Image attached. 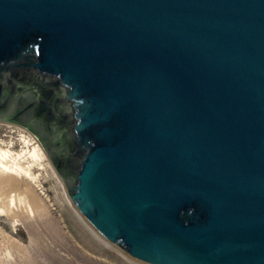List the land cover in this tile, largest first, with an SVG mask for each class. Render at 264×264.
<instances>
[{"label": "water", "instance_id": "1", "mask_svg": "<svg viewBox=\"0 0 264 264\" xmlns=\"http://www.w3.org/2000/svg\"><path fill=\"white\" fill-rule=\"evenodd\" d=\"M0 123L145 264H264V0H0Z\"/></svg>", "mask_w": 264, "mask_h": 264}, {"label": "rangeland", "instance_id": "2", "mask_svg": "<svg viewBox=\"0 0 264 264\" xmlns=\"http://www.w3.org/2000/svg\"><path fill=\"white\" fill-rule=\"evenodd\" d=\"M17 128L24 130L0 123V145L13 137L12 149L21 150ZM27 159L23 165L30 164L36 180L14 173L0 175V264H145L108 243L90 227L67 198L48 160L39 167ZM25 195L42 203L34 216L27 214L21 201Z\"/></svg>", "mask_w": 264, "mask_h": 264}, {"label": "bare ground", "instance_id": "3", "mask_svg": "<svg viewBox=\"0 0 264 264\" xmlns=\"http://www.w3.org/2000/svg\"><path fill=\"white\" fill-rule=\"evenodd\" d=\"M16 131V130H15ZM12 132V131H11ZM18 132V142L22 144V149L19 151H14L12 149V138L6 143V145H0V175L4 177L6 174L14 173L21 177H27L30 179H35L36 176L33 175L34 173L30 170V164L26 163L27 165H23V162L28 158L29 161H34L38 164V166H44L47 161L45 153L43 152L42 148L38 144V142L34 139V137L27 133L26 131L17 128ZM6 142V141H5ZM27 159V160H28ZM34 166V165H33ZM39 166V167H40ZM2 177V179H3ZM1 178V177H0ZM6 178V177H5ZM8 179V178H7ZM21 179V178H20ZM29 179V180H30ZM4 180V179H3ZM2 180V181H3ZM6 180V179H5ZM24 180V179H23ZM28 180V179H27ZM36 180V179H35ZM33 181V180H32ZM7 182V181H6ZM23 182V181H22ZM27 183V182H26ZM8 185V184H7ZM10 186V185H9ZM29 190V189H28ZM30 192V191H28ZM23 194V193H22ZM32 194V193H31ZM11 195V194H10ZM24 195V194H23ZM9 196V195H8ZM23 197V198H22ZM11 198V197H10ZM17 198V197H16ZM20 198V197H19ZM9 200V199H8ZM13 200V198H12ZM11 201V200H9ZM21 201H23L27 209V214L34 216V211L40 208L39 202H37L34 198L29 195L21 196ZM8 202V201H7ZM17 202V201H15ZM12 203L9 202V204ZM22 203V202H20ZM19 204V203H18ZM16 205V204H15ZM21 205V204H20ZM14 206V205H13ZM12 206V208H13ZM23 206V205H22ZM7 207V206H6ZM10 207V205H9ZM15 207V206H14ZM18 207V206H17ZM24 207V206H23ZM16 208V207H15ZM19 208V207H18ZM22 208V207H21ZM25 208V207H24ZM2 210V208H0ZM5 209V208H4ZM0 210V212H1ZM12 210V209H11ZM13 210H15L13 208ZM9 211V210H8ZM7 211V213H8ZM19 211V210H17ZM23 212V211H22ZM26 213V212H25ZM37 214V213H36ZM8 215V214H7ZM11 215V214H10ZM12 218V217H11ZM15 218V217H14ZM24 218V217H23Z\"/></svg>", "mask_w": 264, "mask_h": 264}, {"label": "flooded vegetation", "instance_id": "4", "mask_svg": "<svg viewBox=\"0 0 264 264\" xmlns=\"http://www.w3.org/2000/svg\"><path fill=\"white\" fill-rule=\"evenodd\" d=\"M13 125H16V126H19L21 128H23L24 130H26L27 132H29V129L26 128L25 126H23L22 124H19V123H14ZM30 133V132H29ZM31 134V133H30ZM32 135V134H31ZM35 139V138H34Z\"/></svg>", "mask_w": 264, "mask_h": 264}]
</instances>
